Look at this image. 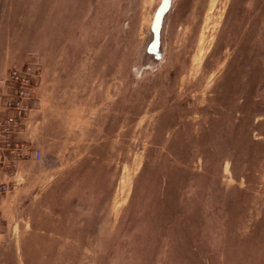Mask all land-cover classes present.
I'll return each instance as SVG.
<instances>
[{
    "label": "rangeland",
    "instance_id": "rangeland-1",
    "mask_svg": "<svg viewBox=\"0 0 264 264\" xmlns=\"http://www.w3.org/2000/svg\"><path fill=\"white\" fill-rule=\"evenodd\" d=\"M160 1L0 0V113L35 61L40 153L0 264H264V0H172L155 61Z\"/></svg>",
    "mask_w": 264,
    "mask_h": 264
},
{
    "label": "built area",
    "instance_id": "built-area-1",
    "mask_svg": "<svg viewBox=\"0 0 264 264\" xmlns=\"http://www.w3.org/2000/svg\"><path fill=\"white\" fill-rule=\"evenodd\" d=\"M33 64L13 70L8 78L12 92L1 95L3 99L0 113V201L16 185L21 175L20 163L31 156H40L38 151L33 150L29 143L22 140L24 136L29 135L28 116L38 102L33 88V78L36 77Z\"/></svg>",
    "mask_w": 264,
    "mask_h": 264
},
{
    "label": "water",
    "instance_id": "water-1",
    "mask_svg": "<svg viewBox=\"0 0 264 264\" xmlns=\"http://www.w3.org/2000/svg\"><path fill=\"white\" fill-rule=\"evenodd\" d=\"M171 2L172 0H161L155 9L151 21V38L146 46V53H148L155 61H159L162 59L161 34L166 14L171 7Z\"/></svg>",
    "mask_w": 264,
    "mask_h": 264
},
{
    "label": "bare ground",
    "instance_id": "bare-ground-1",
    "mask_svg": "<svg viewBox=\"0 0 264 264\" xmlns=\"http://www.w3.org/2000/svg\"><path fill=\"white\" fill-rule=\"evenodd\" d=\"M200 54H198V57L197 58H200V56H199ZM199 60V59H198Z\"/></svg>",
    "mask_w": 264,
    "mask_h": 264
},
{
    "label": "crops",
    "instance_id": "crops-1",
    "mask_svg": "<svg viewBox=\"0 0 264 264\" xmlns=\"http://www.w3.org/2000/svg\"><path fill=\"white\" fill-rule=\"evenodd\" d=\"M32 157V156H31Z\"/></svg>",
    "mask_w": 264,
    "mask_h": 264
}]
</instances>
